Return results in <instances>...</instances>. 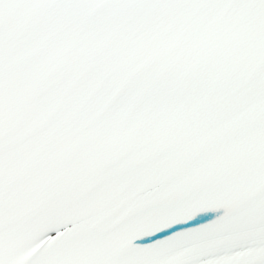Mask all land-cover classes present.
Wrapping results in <instances>:
<instances>
[{"label":"snow or ice","instance_id":"1","mask_svg":"<svg viewBox=\"0 0 264 264\" xmlns=\"http://www.w3.org/2000/svg\"><path fill=\"white\" fill-rule=\"evenodd\" d=\"M0 264H264V0H0Z\"/></svg>","mask_w":264,"mask_h":264}]
</instances>
